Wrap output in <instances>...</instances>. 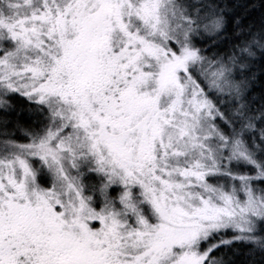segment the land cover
<instances>
[{
	"label": "snow or ice",
	"instance_id": "1",
	"mask_svg": "<svg viewBox=\"0 0 264 264\" xmlns=\"http://www.w3.org/2000/svg\"><path fill=\"white\" fill-rule=\"evenodd\" d=\"M0 264H264V0H0Z\"/></svg>",
	"mask_w": 264,
	"mask_h": 264
}]
</instances>
